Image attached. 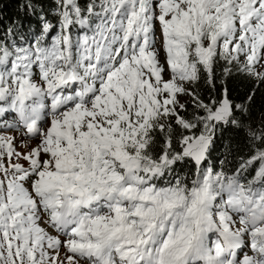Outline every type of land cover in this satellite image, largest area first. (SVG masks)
<instances>
[{
	"label": "snow or ice",
	"instance_id": "snow-or-ice-1",
	"mask_svg": "<svg viewBox=\"0 0 264 264\" xmlns=\"http://www.w3.org/2000/svg\"><path fill=\"white\" fill-rule=\"evenodd\" d=\"M57 3L50 44L48 23L28 47L0 43V102L39 141L21 152L0 135V264H264V150L231 174L205 166L244 106L187 87L214 83L217 59L264 82V0ZM183 95L204 115H183ZM185 159L189 179L157 183Z\"/></svg>",
	"mask_w": 264,
	"mask_h": 264
},
{
	"label": "trees",
	"instance_id": "trees-1",
	"mask_svg": "<svg viewBox=\"0 0 264 264\" xmlns=\"http://www.w3.org/2000/svg\"><path fill=\"white\" fill-rule=\"evenodd\" d=\"M82 9H86L91 0H77ZM57 0H0V43L28 47L36 42L37 37L43 33V26L48 23L53 26L50 34L44 37L45 44L51 43V38L59 30V14ZM11 30V31H10ZM87 30L73 26V39L78 38ZM231 68L230 74H225V68ZM214 83H208L207 74L202 73L201 79L191 86L204 104L213 105L224 98L225 92L233 105H243L244 111L237 110L236 119L239 126L232 124H219L215 129L213 144L210 148L205 166L213 167L217 171L233 173L242 161L254 155L257 150H264V140L253 139L250 133H261L259 129L261 116L264 113V82L250 77L240 71L238 67L228 65L222 59L214 64ZM251 97V99H249ZM183 115L192 119L195 115H204L203 109L196 108L190 101L185 103ZM174 133L173 144H176ZM154 154L162 150L164 137L159 132L154 133ZM249 168L243 176L251 179L255 168ZM194 171L191 160L177 161L173 171L166 177L157 181L165 183L167 180L179 176L189 179Z\"/></svg>",
	"mask_w": 264,
	"mask_h": 264
},
{
	"label": "rangeland",
	"instance_id": "rangeland-1",
	"mask_svg": "<svg viewBox=\"0 0 264 264\" xmlns=\"http://www.w3.org/2000/svg\"><path fill=\"white\" fill-rule=\"evenodd\" d=\"M156 35L159 36V32H157ZM157 47H159V43L158 42H157ZM191 86L192 85H189L187 87H189V89L191 90ZM179 100H180V103L185 104V103L190 101V96H188V95L180 96ZM39 103H41L43 105H47L46 104V99H43V100L39 101ZM0 107H5L7 109L4 112L5 113L4 115H10L9 119L0 120V135L5 136V137H9V138H14V143L17 146V150L18 151L27 152L30 148L35 147L39 143V141L37 139L29 137L26 132L21 134V133H18L17 130H12L11 129V123L12 124H14V123L17 124L19 122L22 123L20 121V119H19L18 113L13 111V110L8 109L7 105L4 104L3 102H0ZM12 115H14V117ZM46 116H47V118L40 125H38L39 127L46 126V122L48 120H50L48 108L47 107H43V108L40 109L39 118L44 119ZM260 122H261V124H260L259 129L261 131H264V113L261 116ZM180 131H183V130L177 129L176 134H178ZM21 141H23V143L25 145H27V147H21L20 146L21 145ZM19 162L22 163V164H25V162L23 160H20ZM25 167H27V164H25Z\"/></svg>",
	"mask_w": 264,
	"mask_h": 264
}]
</instances>
